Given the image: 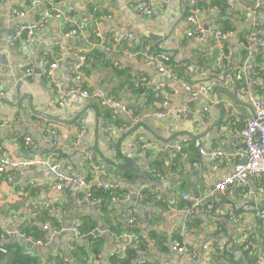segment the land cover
<instances>
[{
    "label": "crops",
    "instance_id": "crops-1",
    "mask_svg": "<svg viewBox=\"0 0 264 264\" xmlns=\"http://www.w3.org/2000/svg\"><path fill=\"white\" fill-rule=\"evenodd\" d=\"M31 1L0 0V100L7 101L0 102V160H48L63 175L97 186L116 185L119 198L132 192L147 172V183L138 190L156 189L160 201H114V195L95 187V193L108 192L104 193L108 197L94 193L101 202L91 204L78 200L82 190L77 186L56 191L55 176L47 169L6 172L0 175V252L4 253L0 264H11L2 260L8 247L10 256L26 258L30 264H77L85 256L78 251L76 259L67 250L77 221L83 232L74 248L90 238L99 242V253L88 257L92 264H108V257L115 254L123 257L134 243L144 244L136 254L137 264H264V223L255 216L256 210L264 211V176L215 193L211 211L200 206L193 215L186 214L192 200L210 194L244 153L240 130L253 112L239 94L235 73L248 62L244 46L249 33L256 24L264 26V6H254L263 0H163L154 5L146 25L139 15V0H48L39 7ZM54 5L76 16L81 26L89 25L91 44L65 38L63 22L55 19L32 39L22 38L13 45L4 42L3 34L7 38L16 26L38 20L46 7ZM194 8L206 31L229 33L223 43L227 68L218 66L222 49L209 34L202 41L186 36L187 17ZM92 12L104 43L109 44L114 34L130 36L120 51L97 47L93 25L88 23ZM144 45L170 58L169 73L211 93L194 100L155 67L124 55ZM253 48L256 54L246 75L264 99V43ZM80 56L86 58L82 88L96 96L91 100L70 93L79 86L74 78ZM44 61L57 65L56 86L42 76ZM27 71L31 73L26 75ZM19 100L24 107L14 109L10 104ZM110 101L131 108L133 116L125 110V116L119 115ZM163 102H167L165 115L156 118ZM104 111L111 117L106 118ZM24 137L31 139L30 148ZM139 139L147 149L135 146ZM196 142L207 153L204 157ZM178 146H183L180 152L175 151ZM213 152L223 156L214 161L209 155ZM154 162L165 164L159 178ZM95 167L103 173H95ZM128 211H133L132 224ZM175 245L189 254L174 252Z\"/></svg>",
    "mask_w": 264,
    "mask_h": 264
},
{
    "label": "built area",
    "instance_id": "built-area-1",
    "mask_svg": "<svg viewBox=\"0 0 264 264\" xmlns=\"http://www.w3.org/2000/svg\"><path fill=\"white\" fill-rule=\"evenodd\" d=\"M48 0H32L31 5L35 7H39L42 4L46 3ZM163 0H139V15L142 20L148 22L153 15L154 5L157 3H161ZM254 6L256 9H260L264 6V0L261 2H254ZM197 9L194 8L191 10L189 16L187 17V22L190 25L186 36L189 39L194 41H202L205 36L208 34L210 37L216 42L217 46L222 49V55L218 59V66L220 68L228 67L229 65V57L223 52V43L229 37V33L222 32L221 30L215 29L211 32L206 31L203 28L201 20L198 18ZM15 14L23 15L15 11ZM52 19L60 20L64 24L63 36L65 38L74 39L76 42L82 45L91 44V37L89 33V25L81 26L77 20V17L67 13L62 10L59 6L54 5L50 7H46L43 10L42 15L38 20L33 22H26L16 26L12 29L6 38V43L8 45H13L17 41L22 38L32 39L35 34L47 26L48 22ZM88 23H91L93 26L91 27L93 31V36L99 42L97 47L103 49L106 52H110L114 49L116 51H120V46L130 39L129 35H112L109 44L104 43L101 40V36L96 26L97 18L95 13L92 12L88 16ZM264 43V26L256 24L254 28L248 35V39L245 43L244 49L246 52V59L248 62L245 65L240 66L236 69L235 80L239 84L238 91L239 94L242 95L248 105L251 107L253 115L252 117L245 122L244 127L240 130V135L242 138V144L244 148L243 155H239V161L234 166L233 171L224 177L219 183L215 184L212 192L207 196L192 200V206L190 209L186 211L187 215H193V210L195 208H199L200 206H204L206 210L211 211L213 208L212 203H210L211 198H213L216 194L224 193L230 187H240L243 186L251 177L254 176H264V99L259 95L258 87L247 77L246 71L252 67L250 61L254 58L256 54V49H252L254 45ZM126 58L132 62L142 63L144 65L155 67L157 72L160 75L167 76L174 84L180 85L181 87L192 99L196 100L199 97H206L211 93V90L206 88L205 86L200 85H191L187 82H183L176 75L169 73L167 70V65L170 64V58L163 53H159L154 50L150 45H144L141 49L135 51L124 52ZM80 64L76 67L75 71V82L79 84L78 87H73L70 91L71 94H79L82 97L87 99H94L96 96L88 93L82 85L85 83V74L82 69L86 62V58L84 56H80L79 58ZM44 67L42 69V76L46 80V82H52L54 86H56L53 82L54 71L57 67L56 64H48L47 62H43ZM31 71H27L26 75H29ZM57 89V88H56ZM103 107L106 104L100 103ZM114 105V104H113ZM115 106L120 107V105L115 104ZM122 111L125 110L128 115L133 116V112L129 107H122ZM167 108V102L162 103V110L157 111L154 116L156 118H162L165 115V110ZM135 121H138V118H134ZM1 125V124H0ZM24 145L28 148L32 146V141L28 137H24L23 139ZM135 146L140 149H147L148 144L145 143L144 140H137ZM195 147L198 148L199 155L204 157L207 153L200 147L199 143H195ZM183 149V146L176 147V152H180ZM212 159L215 161L217 158L222 157L223 154L221 152H213L209 154ZM174 158V157H173ZM84 161L89 163L90 158L85 157ZM243 161V162H242ZM34 168H44L49 170L54 174L56 182L54 185V189L56 191H62L64 188H68L70 186H77L82 190V197H80V201L86 203H95L98 204L101 202L100 198L94 196V189L100 188L103 191H108L112 194L114 201H119L122 198L125 200L132 199L134 203H144L147 201H160V196L157 194L156 189L148 188L146 190H138L135 194L129 192L128 194H124L122 198L115 196L118 191L116 185L109 183H100L98 186L97 182L92 183L87 181V179L76 178L74 176L63 175L59 171V166L53 163H50L48 160H29V159H15V158H5L0 160V175L6 172L19 174L28 169ZM215 168V167H214ZM95 173L100 172L101 169L99 167L94 168ZM184 201L188 200V197H183ZM129 216V224L133 223V211H128ZM255 216L264 223V211L256 210ZM81 222L77 221L73 227V240L69 243L67 250L71 252L74 248L75 243L81 237ZM44 230H48L45 226ZM53 233H55L53 231ZM24 237V236H23ZM31 240V238H27ZM33 243L39 244V241L31 240ZM248 245L245 246V250H248ZM172 250L181 254H189L188 250L183 247H179L175 245L172 247Z\"/></svg>",
    "mask_w": 264,
    "mask_h": 264
},
{
    "label": "trees",
    "instance_id": "trees-1",
    "mask_svg": "<svg viewBox=\"0 0 264 264\" xmlns=\"http://www.w3.org/2000/svg\"><path fill=\"white\" fill-rule=\"evenodd\" d=\"M244 55V53H243ZM104 116L106 118L111 117L109 114V111H104ZM162 162H154V164L152 165V167L156 170V174L157 177L158 175L162 174L160 171V169H162ZM165 164H163L164 166ZM167 165V164H166ZM165 167V166H164ZM159 178V177H158ZM95 193V191H94ZM104 193H108V192H101L100 190H98L95 195L100 196V197H108L105 196ZM80 231H82V224H81V228ZM83 234V233H82ZM144 249V244L142 243H134L132 246H130L129 248H127L124 253H123V257L120 255H113V256H109L108 257V264H137L135 263V257L138 251H141ZM6 258L4 257L2 260L6 261V259L11 260V264H30L29 260H27L26 258H22V257H15V256H10L9 253L11 252V247H8L6 249ZM80 252L83 256H85L84 258L78 260L77 264H92L91 259H89V256H96L99 253V242L96 238H90L89 239V243H86L83 247L81 246H75V248L71 251L72 253H74V256L76 257V259L78 258V254L77 252ZM6 264V262L4 263Z\"/></svg>",
    "mask_w": 264,
    "mask_h": 264
},
{
    "label": "water",
    "instance_id": "water-1",
    "mask_svg": "<svg viewBox=\"0 0 264 264\" xmlns=\"http://www.w3.org/2000/svg\"><path fill=\"white\" fill-rule=\"evenodd\" d=\"M2 38H3V40H4V42H5V40H6V33L5 34H3V36H2ZM252 78V77H251ZM253 81H256L255 79H252ZM0 102H4L5 104H7V101H5V100H3V98H2V100H0ZM109 103V105H111L118 113H119V115H122V116H125V114H124V112L122 111V108L121 107H118V106H115V105H113V103L110 101V102H108ZM14 109H18V108H21V107H24V105H23V100H19L18 102H15V104L13 105V104H10ZM249 106V105H248ZM250 107V106H249ZM91 108V107H90ZM251 108V107H250ZM146 176H147V172H143L142 174H141V176H140V178L138 179V181L133 185L134 187H132L131 188V190H132V192L135 194L137 191H138V189H139V187L143 184V183H147V181H146ZM145 181V182H144ZM117 184H119V186H122V184H120V183H117ZM2 255H4V253L3 252H0V257L2 256Z\"/></svg>",
    "mask_w": 264,
    "mask_h": 264
}]
</instances>
